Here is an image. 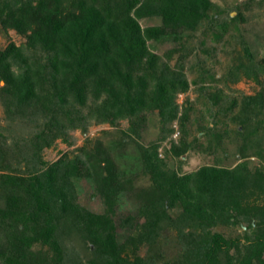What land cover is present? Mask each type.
<instances>
[{"label":"trees","instance_id":"trees-1","mask_svg":"<svg viewBox=\"0 0 264 264\" xmlns=\"http://www.w3.org/2000/svg\"><path fill=\"white\" fill-rule=\"evenodd\" d=\"M216 8L211 0H0L1 27L26 38L0 51L1 98L12 120L37 128L21 146L30 155L26 169L0 168L7 171L0 174V264H165L138 253L154 248L163 229L176 230L187 264H264V173L240 164L179 175L165 168L151 143L141 152L150 184L137 193L138 211L115 219L128 182L119 181L123 173L110 149L98 143L81 157L52 163L39 156L68 130L84 132L88 119L110 125L127 119V131L139 137L146 114L156 111L163 126L178 119L183 131L186 111L177 117L175 98L187 92L186 77L147 43L168 36L182 42L204 23L211 29ZM146 18L160 24L142 28ZM263 71L262 64L240 60L232 74L257 80ZM171 145L174 156L186 154V144ZM80 179L92 183L104 213L77 203ZM175 208L172 217L168 210ZM216 226H240L243 233L226 238L212 232Z\"/></svg>","mask_w":264,"mask_h":264},{"label":"rangeland","instance_id":"rangeland-1","mask_svg":"<svg viewBox=\"0 0 264 264\" xmlns=\"http://www.w3.org/2000/svg\"><path fill=\"white\" fill-rule=\"evenodd\" d=\"M211 1L217 6L216 12H220L211 29L204 23L205 29L201 26L188 38L189 34L184 33L182 42L168 36L147 43L149 50L162 62L172 68H181L186 77L187 92L175 98L177 117L186 111L183 131L178 119L163 126L156 111L146 114L139 137L127 131V119L118 120L115 125L97 124L88 119L83 122L86 126L84 132L79 128L68 130L64 137L54 139L39 153L43 162L52 163L64 156L67 159L81 157L83 152L94 150L98 143L102 148L110 149L107 151L117 170L123 173L119 181L128 182L116 204L115 219L138 211L137 193L150 184L141 152L142 147L151 143H157V155L164 161L165 168L179 175L203 166L232 169L240 164L252 173H264V71L260 72L257 80L242 74L235 80L236 76L232 74L240 60H253L257 65H264V0ZM214 13L210 12L209 16ZM139 23L142 28L157 26L160 19L146 18ZM25 42L24 36L12 29L4 30L0 25V51L9 44L23 46ZM245 50L250 52L251 58H247ZM3 85L0 82V89ZM245 104L248 105L249 123L243 128L241 118ZM5 109L0 91V146L6 145L0 154V168L9 163L12 168L23 172L27 166L25 156L30 155L27 151L20 152L21 146L35 135L37 128L27 120H12ZM172 143L186 144V154L174 156L170 151ZM4 173L7 171L0 169V174ZM75 184L77 203L81 207L96 214L105 212L103 199L95 194L89 180L80 179ZM2 200L0 198V205ZM179 211L175 208L168 213L176 217ZM242 230L240 226H216L212 232L229 238L242 236ZM118 231L120 233V229ZM162 231L154 248L148 250L141 246L139 255L157 263L187 264L176 230ZM81 258L84 260V256Z\"/></svg>","mask_w":264,"mask_h":264}]
</instances>
